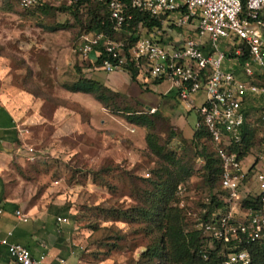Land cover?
Returning <instances> with one entry per match:
<instances>
[{
    "label": "rangeland",
    "instance_id": "374dc122",
    "mask_svg": "<svg viewBox=\"0 0 264 264\" xmlns=\"http://www.w3.org/2000/svg\"><path fill=\"white\" fill-rule=\"evenodd\" d=\"M90 26V10L76 17L65 7L44 12L0 3V73L5 90L35 94L40 100L30 110L41 113L44 109L47 117L26 124L20 132L21 143L7 148L9 159L2 171L4 200L30 214L33 223L28 225L41 233L60 258L75 264H148L143 254L160 240L157 227L145 221L109 218L104 212L144 206L145 193L152 186L148 180L154 178L158 159L148 151L143 130L108 114L92 96H76L63 86L85 76L119 92L122 98L117 107L122 110L142 113L154 107L166 115L163 94L170 83H157L144 72L134 81L126 72L110 74L91 66L96 53L84 59L76 52L79 39ZM169 30L174 36L179 34L173 27ZM146 33L144 30L142 35ZM224 66H233L237 75H242L238 64ZM250 106L253 111L248 122L255 139L244 169L248 171L256 163V172H264V97L251 98ZM89 110L98 116L93 130L81 124ZM175 114L185 116V135L191 137L199 120L196 112L187 113L183 104H177ZM166 124L161 121L156 129L164 140L170 131ZM177 144L174 140L170 148ZM208 146L213 151L211 144ZM198 152L200 149H189L186 154L193 158ZM204 164L203 160L194 163L192 177L180 196L188 230L199 229L208 199L215 194L227 197L219 182L213 189L208 187ZM259 192L260 184L251 178L242 196ZM231 208L236 219L242 220L241 207L236 204ZM153 264L165 263L156 259Z\"/></svg>",
    "mask_w": 264,
    "mask_h": 264
},
{
    "label": "built area",
    "instance_id": "2783aa9c",
    "mask_svg": "<svg viewBox=\"0 0 264 264\" xmlns=\"http://www.w3.org/2000/svg\"><path fill=\"white\" fill-rule=\"evenodd\" d=\"M0 3L15 4L23 10L100 4L108 10L113 34L123 32L134 14L157 22L159 25L145 35H136L129 50L126 40L95 30L81 36L76 52L84 59L96 53L97 59L91 63L98 62L104 54L100 68L110 74L135 68L155 82H169V91H176L190 112H196L199 119L196 130L206 127L210 133L222 165V188L228 192L231 206L241 207L242 192L253 167L246 171L245 159L240 160L231 148L242 141L250 98L264 97V85L252 82L257 77L264 80V0H0ZM144 26L142 22L141 31ZM170 27L179 34L174 36ZM233 63L240 67V77L233 66H224ZM29 152L34 160V149ZM253 172V178L260 184L258 194H263L264 172H256V167ZM183 193L180 186L178 194L182 197ZM242 216V220H237L231 208L216 223L200 227L205 235L224 244L264 243V209H242ZM16 217L22 223L29 221L22 210L16 212ZM11 236L10 232L0 239V245L16 264H75L65 258L50 262L46 254L35 257L27 247L10 242ZM250 261L248 251L242 250L229 254L226 264ZM0 264H3L1 257Z\"/></svg>",
    "mask_w": 264,
    "mask_h": 264
},
{
    "label": "trees",
    "instance_id": "16d2710c",
    "mask_svg": "<svg viewBox=\"0 0 264 264\" xmlns=\"http://www.w3.org/2000/svg\"><path fill=\"white\" fill-rule=\"evenodd\" d=\"M51 8L57 7L41 6L36 9L46 12ZM65 8L76 17L90 10L91 26L84 34H89L95 30L103 31L118 40H126L128 44L127 50L136 41L134 37L142 35L143 30L141 31L140 29L142 22H144L147 32L152 27L159 25L157 22H149L142 15L134 14L133 21L127 23L123 32L113 34L110 32L111 24L108 10L105 6L89 3L84 7ZM246 10L247 7L244 5V12ZM104 58L105 55L103 54L98 62L91 63V66L101 67ZM124 72L129 73L134 81H137V76L140 74V71L135 68ZM252 82L264 85L262 77H257V80H252ZM63 89L70 93H83L92 96L109 113L119 116L129 125L145 131L147 149L151 155L158 159L159 166L153 171L154 178L148 180L152 186L145 193L144 206L119 210V212L108 210L104 213L109 218L124 219L128 222L145 221L157 227L158 232L161 233L160 240L143 254L148 264H153L156 259L161 260L165 264H226L229 254L242 250H246L250 254L251 261L249 264H264V243H248L244 241L238 245L224 244L205 235L200 227L202 224L216 223L231 211V204L228 202L229 194L222 188L223 170L221 161L206 127L195 130L192 138L188 139L172 125L169 117L165 116L161 111L159 112V109L155 113H150L149 111L132 113L128 110H122L117 107L118 99L122 98L121 94L114 92L104 83L85 76H80L72 83H65ZM251 111H253L252 106L247 109L248 116ZM161 121L166 122L170 130L165 140L156 133L157 125ZM84 126L86 129L91 130L87 124H84ZM254 139L255 130L247 122L243 130L241 143L233 145L231 151L236 153L240 160L246 159L254 146ZM174 140L178 142V146L170 148ZM12 141L17 145L21 143L20 138L17 137L12 139ZM208 144H211L213 151L209 149ZM189 149L196 151L200 149V152L195 156L193 155V158H189L186 154ZM201 160L205 163L203 171L205 172L208 187L213 189L219 182L222 192H225L227 197L215 194L208 199L204 208H202L199 229L188 230L185 226V207L179 206L181 197L178 194V188L181 186L185 189V183L192 177L194 163H198ZM256 165L255 163L251 169L248 179L253 178V169H255ZM3 196L4 189L0 193V202L4 200ZM15 207L18 208L19 206L16 205ZM241 208L264 209V193L248 194L241 201Z\"/></svg>",
    "mask_w": 264,
    "mask_h": 264
},
{
    "label": "crops",
    "instance_id": "0c3cea01",
    "mask_svg": "<svg viewBox=\"0 0 264 264\" xmlns=\"http://www.w3.org/2000/svg\"><path fill=\"white\" fill-rule=\"evenodd\" d=\"M3 79V74L0 73V193L3 191V189L5 191L4 187L6 182L3 178L2 171L6 167L4 161L9 159L6 150L7 148L14 149V147H16L17 145L12 141V139L16 137L20 138V132L24 129V126L26 124L35 123L36 118L42 117L43 120L47 118L43 115L44 109H42L41 113H36L35 111L30 110L31 108H33L34 102L40 100L35 94L26 91H16L14 93H11L8 90H5ZM169 90H167L163 94V104L165 108H168V110L166 111L167 114L165 116L169 117L172 125L176 127V129L181 131L186 137L185 129L187 127V124L184 119L185 116H183L182 114L172 115V113L174 114V108L177 106V104H183L187 113H190V110L188 109L187 105L179 99L176 91ZM72 94L79 97L90 96L83 93ZM10 97H13L14 101L10 100ZM96 103L101 107V109L106 110L97 101ZM151 108H147L146 111H149ZM155 109L157 110L158 108ZM108 114L111 113L108 112ZM97 117L98 116H96L94 112L89 110V112L86 113L85 118L82 117L83 120L81 124H87L91 128V130H93L92 127L94 126V124H96ZM101 122L102 124L106 123V121L103 120ZM192 136L186 138L190 139L192 138ZM16 205L18 204L9 202L7 200H3L2 202H0V239L6 237L7 234L11 232L12 236L9 238L10 242L21 244L27 247L32 252L33 256L38 257L42 254H46L50 262H54L57 258H60L55 255V253H52V247L48 246L47 242L42 239L41 233L38 232L34 226L28 225L29 223H33V219L30 214L20 207H15ZM18 210H22L29 216V221L27 223H22L18 220V218L16 217V212ZM12 222H14V226L11 225ZM0 257L3 264H16L9 258L7 249L1 245Z\"/></svg>",
    "mask_w": 264,
    "mask_h": 264
}]
</instances>
